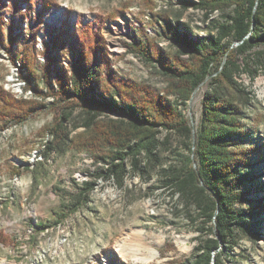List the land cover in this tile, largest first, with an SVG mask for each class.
<instances>
[{
  "label": "trees",
  "instance_id": "1",
  "mask_svg": "<svg viewBox=\"0 0 264 264\" xmlns=\"http://www.w3.org/2000/svg\"><path fill=\"white\" fill-rule=\"evenodd\" d=\"M17 1L29 10L40 6L33 15L38 21L54 4L52 0ZM181 6L199 12L205 22L214 14L221 19L211 22L206 36L190 40L177 29L180 16L163 11L152 15L166 39L177 44V51L160 48L157 39L139 29L126 44L129 54L161 77L162 91L145 82L120 79L104 57L102 38L90 26L80 27L83 31L71 46L73 59L68 69L53 66L49 52L45 53L44 68H52L57 88L50 95L68 105L45 126L48 138L40 156L83 153L92 160L94 171L88 180L74 184L72 192L60 196L48 225L37 227L55 228L87 207L98 182L121 188L129 176L148 182L164 173V153L175 139L191 158L164 176L163 184L172 198L192 209L193 222L200 225L195 228V246L187 264H221L239 239L258 240V213L254 211L259 207L251 205L255 203L249 196L255 187L253 161L261 149L250 144L252 131L240 115L253 97L235 79L247 73L253 81L257 71L264 70V54L255 51L256 71H247L251 51L264 45V0H189ZM13 29L9 25L7 43L0 31V44L12 51V59L18 57L31 82L37 76L32 47L23 44L16 55ZM60 42H53L55 52L60 53ZM42 77L48 76L42 73ZM204 83L200 120L192 130L179 105H185ZM39 105L16 101L0 89V124L3 128L22 124ZM109 259L112 264H125L114 255Z\"/></svg>",
  "mask_w": 264,
  "mask_h": 264
},
{
  "label": "rangeland",
  "instance_id": "2",
  "mask_svg": "<svg viewBox=\"0 0 264 264\" xmlns=\"http://www.w3.org/2000/svg\"><path fill=\"white\" fill-rule=\"evenodd\" d=\"M182 1L189 0H52L53 6L38 21L33 15L40 6L29 10L17 0H0L4 42H8L10 25L17 44L13 52L17 55L21 45L29 44L37 75L28 82L25 77L29 74L18 57L12 59V51L7 52L0 44V89L16 101L42 104L22 124L6 128L0 124V264H112L109 258L113 255L125 264H187L195 246V228L200 225L193 222L192 209L172 198L163 184L164 176L191 158L175 139L164 153V173H157L148 182L129 176L121 188L112 182H98L87 207L60 226L37 227L48 225L60 196L72 192L74 184L88 180L94 171L92 160L83 153L40 156L48 138L45 126L68 105L51 96L57 88L52 68H44L45 53L49 52L53 66L68 69L73 59L71 46L78 32L83 31L80 27L90 26L102 38L104 57L120 79L145 82L162 91L161 77L129 54L126 44L139 29L157 39L160 48L177 51V44L166 39L161 24H156L152 15L163 11L180 16L177 29L190 40L206 36L211 22L221 19L220 14H214L205 22L199 12L183 10ZM58 39L60 53L53 45ZM255 51L264 54V45L251 51L247 60L250 73L256 71ZM239 60L243 61L242 57ZM42 73L48 77L43 79ZM235 80L253 97L240 115L252 131L250 144L261 149L253 161L255 187L249 196L255 203L251 205L259 207L254 211L258 213L259 231L256 242L239 239L231 256L221 264H264V70L259 69L253 81L247 73ZM205 88L206 83L185 105H179L192 130L200 120ZM77 113L75 110L73 115ZM17 169L19 174L15 175Z\"/></svg>",
  "mask_w": 264,
  "mask_h": 264
}]
</instances>
